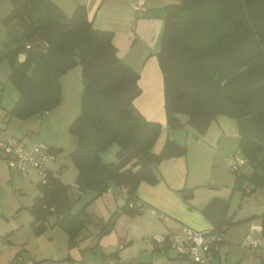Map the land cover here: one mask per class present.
<instances>
[{
	"label": "trees",
	"instance_id": "obj_1",
	"mask_svg": "<svg viewBox=\"0 0 264 264\" xmlns=\"http://www.w3.org/2000/svg\"><path fill=\"white\" fill-rule=\"evenodd\" d=\"M2 21L6 51L0 52V61L10 63L8 78L18 92L8 114L28 120L55 107L61 76L74 68L78 57L83 89L79 113L69 125L70 134L79 138L77 150L69 154L77 170L74 187L95 197L112 187L126 188L122 210L139 213L129 207L138 199L139 183H157L156 167L184 155L186 148L167 138L158 153L153 151L161 124L146 120L135 109L133 101L141 92L139 73L118 57L113 32L94 28L84 5L67 15L53 0H21L20 7L14 5ZM35 37L45 46H28ZM19 54H24L22 60ZM156 56L167 128L174 131L189 125L196 136H202L217 115L234 118L239 133L236 151L246 164L233 172V190L246 195L264 188V0L166 4ZM180 115L186 116L185 122ZM114 144L117 160L105 161L101 153ZM55 174L45 184L36 183L38 194L28 208L31 227L39 235L53 216L71 247L93 216L85 206L72 212L73 186ZM180 192L185 200L192 196V189ZM229 206V197H216L201 208L212 232L223 234L233 223ZM253 218L259 219L264 234V213L248 220ZM105 227L102 232L111 229ZM20 261L16 257L10 264Z\"/></svg>",
	"mask_w": 264,
	"mask_h": 264
},
{
	"label": "crops",
	"instance_id": "obj_2",
	"mask_svg": "<svg viewBox=\"0 0 264 264\" xmlns=\"http://www.w3.org/2000/svg\"><path fill=\"white\" fill-rule=\"evenodd\" d=\"M53 1L67 15H70L76 6L84 5L87 17L94 28L113 32L112 43L118 57L139 73L141 92L133 101L135 109L146 120L161 124L159 136L153 146V151L158 153L166 139H172L173 131H170L166 125L163 77L156 53L160 48L164 6L177 0H144L143 6L138 10L133 8L135 0ZM6 2L7 0H0L1 10L3 7H10V2ZM12 4L14 5L13 2ZM4 68V71H0V80L8 72L6 66ZM5 112L0 102V127H5L6 132L13 136L26 135L27 143L35 140V133L25 134V131L21 134L20 129L15 125L8 131L7 123L11 120L6 119ZM180 119L185 122L186 116L180 115ZM183 130L186 132V153L161 161L156 167L157 183L150 184L145 181L139 183L136 195L145 204V208L139 213L132 216L123 213L125 199L114 187L110 188V192L96 197H93V192H85L83 195L82 198L89 199L88 201L93 203L90 210L93 216L101 213L102 210L112 215L115 214L114 212L118 213L113 229L100 237L96 244H94V236L98 230L97 225L91 226V230H88L87 235L84 236L83 243L79 245L80 247L84 244L87 249L96 247L100 257L99 264L104 263L106 259L101 257L102 252L106 254L115 252L118 260L132 264H141L140 261L146 264H172L169 260L176 261L181 257L177 255L170 257L169 250H147L145 243L142 242L143 239L153 234L177 232L182 225L195 229H210L211 225L201 213V208L212 198L233 199L236 191L233 190L234 173L228 168L230 155L237 150L238 145L237 121L226 115H217L202 136H196L195 130L189 125H185ZM112 148L116 155L117 147ZM249 171L250 169L246 172ZM182 189H192L191 198L185 200L180 192ZM83 193L80 192L81 195ZM238 194L240 197L237 208L231 214L228 212L233 221L231 225L240 222L248 224L249 229L255 224L257 218L248 219L253 215L264 213V188H256L246 195H241L238 191ZM99 201L102 208L96 212ZM230 207L231 205L229 211ZM150 208L163 213L168 219L164 220L152 214ZM100 215L104 220V214ZM47 223L52 230L57 226L53 216L47 219ZM87 224L91 225L89 222ZM227 229L228 227L225 231ZM46 231L47 228L39 235H34L32 232L27 248L32 249L36 259L55 260L59 258V253L53 245L52 237L47 238L45 235ZM262 235L263 232L260 236ZM33 245L39 250L43 249L40 251L44 254L38 256L39 250L33 249ZM219 253L220 251L207 264H222ZM185 260L187 263L182 262V264H193ZM91 261L87 264H98L94 260Z\"/></svg>",
	"mask_w": 264,
	"mask_h": 264
},
{
	"label": "rangeland",
	"instance_id": "obj_3",
	"mask_svg": "<svg viewBox=\"0 0 264 264\" xmlns=\"http://www.w3.org/2000/svg\"><path fill=\"white\" fill-rule=\"evenodd\" d=\"M179 1L180 0H177L174 3ZM7 2H10V7H3L2 10L0 9L1 53L6 51V47L4 45L6 26L2 19L8 16L12 11L11 8L14 7L11 0H7ZM23 57L24 54H19L18 59L22 60ZM4 66H6V70L8 69V72L6 76L1 77L0 80V102L1 107H3L6 111L4 113L6 119L11 120L7 123L8 131L11 129V126L15 125L20 129L21 134L25 131V134H29L30 132L35 133L36 141L45 143L51 149V151L56 150V157L50 163V169H52L54 173L58 172V176L62 181L73 186L71 191L73 201L72 212H78L82 207L85 206L86 211L91 213L90 210L92 209L93 205L92 201L89 202V199L82 198L83 195H85V192L81 195L80 192L74 187L77 170L73 165L69 155L72 148V135L69 132V125L78 115L80 110V100L83 89L81 79L78 78L74 69L65 72L61 76L60 80L61 93L59 103L47 112L37 114L28 120H22L8 114V110L12 107L13 101L16 99V97H18V92L8 78L11 65L5 59L0 61V71L5 70ZM114 146L116 147V144L110 146L101 153V156L105 161L117 160L116 155L114 154V148H112ZM232 155L233 154L230 155L229 162H231L233 159ZM244 170L248 171L249 169L244 168ZM36 182L37 177L34 173L23 176L15 169L8 167L4 159H0V264H10L16 259V257L23 260L20 261L22 264H80L83 262H92L91 260H94V262H98L99 264L100 257L96 247H89L90 249H87L84 247V244L80 247L79 245L83 243L85 238L84 236L87 235L88 230H91V226L97 225L98 227L97 233L94 236V244L98 242L100 237L109 232H102L106 225L107 228L111 227V229H113V225L118 217H116V215H118L116 212H114L115 214L112 215L107 211L104 212L102 210L101 213H97L98 216H93L91 213L93 216L92 221H89L91 225L87 224V226L78 234L76 244L71 247L67 242L65 232L58 225L52 230L51 226L47 223V231L45 235L47 238L49 236L52 237L53 245L57 248L59 253V258L55 260L36 259V255L32 249L29 250L27 248L28 239L32 237L33 232L31 227L33 215L28 208L32 204L33 198L38 194ZM238 195V191H235L233 199H230V214L235 208H237L240 197ZM93 197H95V194H93ZM101 208V201H99L96 212L101 210ZM102 213L105 216L104 220H102L100 215ZM100 220H102L101 224H99ZM258 220L259 219H257L253 225L256 228L260 227V222ZM247 229L248 224L238 222L230 225L227 231H224L222 235V242L219 246V254L221 256L222 264H264V234L260 236L261 233L259 235L257 232V235L261 238V244L254 251H252L241 245L242 240L249 230ZM153 235L143 239L142 242L145 243V241L151 238ZM98 246L99 245H97V247ZM33 249L39 250L37 249V246L34 247V245ZM40 250L39 252L37 251L39 254L38 256L44 254ZM157 250L162 249L159 248ZM90 251L94 253H89ZM101 255H104L105 258L114 257L117 259L115 252L110 254L102 252ZM91 257L93 258L91 259ZM170 261L172 264H182V262L187 263L184 258L177 259L176 261L169 260V262ZM140 262H142L141 264H146L143 261Z\"/></svg>",
	"mask_w": 264,
	"mask_h": 264
},
{
	"label": "built area",
	"instance_id": "obj_4",
	"mask_svg": "<svg viewBox=\"0 0 264 264\" xmlns=\"http://www.w3.org/2000/svg\"><path fill=\"white\" fill-rule=\"evenodd\" d=\"M143 4L144 0H135L133 8L138 10ZM25 137L26 135L20 137L10 135L6 132L5 127H0V159H4L8 167L15 169L23 176L34 173L37 177L36 183L45 184L50 176H56L50 169V163L55 159V155L45 143L36 140L27 143ZM232 157L229 169L232 172L240 171L246 164L245 157L240 151H235ZM117 191L126 196V188L122 187ZM107 192H110V189ZM129 207H135L141 211L145 208V204L136 199L129 202ZM150 212L161 219H168L166 215L156 209L150 208ZM257 232L261 233L262 228L252 225L241 245L254 251L261 244V238ZM222 235L219 231L212 232L210 229H195L182 225L177 232L153 235L145 241V247L150 251L156 248L174 250L178 257L187 259L194 264H207L218 253ZM104 264L132 263L108 257L104 260Z\"/></svg>",
	"mask_w": 264,
	"mask_h": 264
},
{
	"label": "water",
	"instance_id": "obj_5",
	"mask_svg": "<svg viewBox=\"0 0 264 264\" xmlns=\"http://www.w3.org/2000/svg\"><path fill=\"white\" fill-rule=\"evenodd\" d=\"M12 2L17 8L20 7L21 0H12ZM36 44L45 46V43L41 41L38 37H35L31 41H29L28 46H34ZM73 69L76 75L78 76V78L82 80V64H81V60L78 57H76V65L74 66ZM185 137H186V132L183 129L174 130L172 133V139L180 147H185ZM78 143H79V138L77 136H72V148L70 153H73L77 150ZM169 255L171 257V255H176V253L174 250H169Z\"/></svg>",
	"mask_w": 264,
	"mask_h": 264
}]
</instances>
